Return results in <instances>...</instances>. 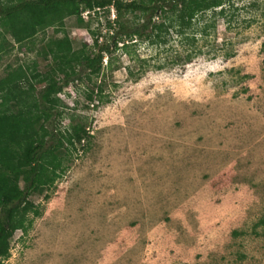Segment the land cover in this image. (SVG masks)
<instances>
[{"label":"rangeland","instance_id":"rangeland-1","mask_svg":"<svg viewBox=\"0 0 264 264\" xmlns=\"http://www.w3.org/2000/svg\"><path fill=\"white\" fill-rule=\"evenodd\" d=\"M255 1L194 44L173 36L127 54L118 43L103 52L98 76L62 89L60 115L46 126L80 124L86 137L49 196L32 198L40 215L14 232L3 264H264V0ZM108 14L83 12L80 25L70 11L63 29L39 32L32 44L8 36L0 79L33 61L49 70L40 53L49 37L66 33L93 54L111 42ZM97 87L101 98L89 104L85 93Z\"/></svg>","mask_w":264,"mask_h":264},{"label":"trees","instance_id":"trees-1","mask_svg":"<svg viewBox=\"0 0 264 264\" xmlns=\"http://www.w3.org/2000/svg\"><path fill=\"white\" fill-rule=\"evenodd\" d=\"M241 1L0 0V51L8 36L18 44H32L39 32L48 28L63 29L70 11L80 25L85 23L83 12L112 9L114 14L112 19L108 14L106 21L111 42L100 44L93 54L75 48L66 33L49 37L40 50L43 58L52 63L49 70L40 72L37 62L33 61L31 66L20 64L10 68L0 79V264L9 256L14 232L18 229L26 232L33 220L30 214L40 215L32 198L49 196L47 191L64 172L65 157L86 137L85 128L80 124H70L55 133L46 126L52 116L60 115L57 108L62 102L58 94L62 89L82 77L91 80L98 76L103 67V52L112 53L119 47L130 54L131 46L137 47L141 42L161 46L173 36L180 43L194 44L206 38L220 20L229 25L236 11L244 7L258 8L255 0L239 5ZM131 15L138 20L129 22ZM27 47L32 49L33 45ZM190 56L187 53L184 60L189 61ZM112 61L113 56H109L108 68ZM179 61L178 55L171 60L172 63ZM142 62H147L146 58ZM72 64L81 65L82 70L75 74ZM55 74L62 76V82L57 81ZM34 81L41 85L38 90ZM94 95L101 98L100 87L96 93L94 89L85 93L89 104L94 101ZM73 132L78 133L77 137H73Z\"/></svg>","mask_w":264,"mask_h":264}]
</instances>
